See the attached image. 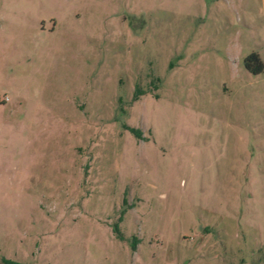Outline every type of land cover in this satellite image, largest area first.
<instances>
[{
  "label": "rangeland",
  "instance_id": "obj_1",
  "mask_svg": "<svg viewBox=\"0 0 264 264\" xmlns=\"http://www.w3.org/2000/svg\"><path fill=\"white\" fill-rule=\"evenodd\" d=\"M250 55L264 0H0V262L264 264Z\"/></svg>",
  "mask_w": 264,
  "mask_h": 264
},
{
  "label": "trees",
  "instance_id": "obj_2",
  "mask_svg": "<svg viewBox=\"0 0 264 264\" xmlns=\"http://www.w3.org/2000/svg\"><path fill=\"white\" fill-rule=\"evenodd\" d=\"M251 64H255L256 66V69L253 70L251 67ZM244 66L246 67L247 70H251V72L256 75V74H259L260 72L263 71V65L261 64L259 58L256 56V55H250L248 56L245 60H244ZM143 92L139 89V88H136L134 90V93H133V97H132V101H136L138 99V96L139 95H142ZM125 129H127L128 131H130L135 137H138V131L134 128H129V127H125ZM0 264H17L11 260H2L0 262Z\"/></svg>",
  "mask_w": 264,
  "mask_h": 264
}]
</instances>
